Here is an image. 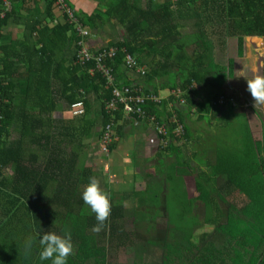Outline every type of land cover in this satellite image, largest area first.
<instances>
[{
	"label": "trees",
	"instance_id": "16d2710c",
	"mask_svg": "<svg viewBox=\"0 0 264 264\" xmlns=\"http://www.w3.org/2000/svg\"><path fill=\"white\" fill-rule=\"evenodd\" d=\"M37 1L44 2L46 16L53 20L59 0ZM96 1L90 11L77 10L68 0L63 3L91 32L110 23L124 29V40L109 42L99 51L90 48L95 56L114 51L103 61L114 86L96 69V61L78 62V44L84 38L64 11L63 23L34 24L20 49L1 48L0 264H51L39 258L44 232L71 235L74 251L68 264H109L110 250L116 264L129 257L137 264V244L130 238L140 223L148 221L146 214H139L147 206L163 208L167 216V239L159 245L162 264H264V123L254 111L249 121L238 107L218 106L221 98L231 99L224 89L232 78L233 62L229 60L227 67L216 63L209 36L235 40L242 58L245 39L264 40V0ZM17 2L25 3L13 0L12 11L0 18L1 40L6 41L1 32L14 17ZM194 20L197 32L184 36L185 23ZM128 57L136 64L132 70L126 65ZM132 74L143 82L132 79ZM115 89L156 97L169 91L170 96L160 105L140 106L147 115L141 119L126 116L122 106L114 114L106 111ZM80 101L84 115L53 118L55 112H70ZM94 103L99 114L91 117ZM150 117L168 132L160 137L167 145L159 146V167L166 157L175 158L164 171V204L161 194L132 192L135 221L127 229L122 224L125 207L111 199V215L97 234L92 231L95 214L82 200L89 178L98 179L92 168L80 165L85 141L99 128L95 135L102 143L104 132L113 125L108 149L112 154L130 126L155 128ZM177 125L184 136H176ZM235 127V140L217 139V128L226 135ZM184 148L193 151L190 159ZM201 227L213 228L214 233L198 239Z\"/></svg>",
	"mask_w": 264,
	"mask_h": 264
},
{
	"label": "rangeland",
	"instance_id": "374dc122",
	"mask_svg": "<svg viewBox=\"0 0 264 264\" xmlns=\"http://www.w3.org/2000/svg\"><path fill=\"white\" fill-rule=\"evenodd\" d=\"M158 3H162L164 0H157ZM177 1V0H174ZM80 8L93 9L94 5L90 3H79ZM96 6V4H95ZM62 10V9H61ZM194 21L185 23L184 30L182 31L184 36H190L197 32V28L194 26ZM125 31L122 27L116 24L110 23L104 25V27L94 33L90 31L89 46L93 51H99L107 46L109 42H117L125 39ZM213 45L215 47V55L217 62L221 65L227 63V60L233 56V52L236 48V41L228 39L225 35H209ZM192 52L190 51L189 54ZM236 56V54H235ZM235 59V58H233ZM132 79L143 82L139 76L132 74ZM165 80L157 84L159 89ZM170 96L169 91L160 92L159 97L167 99ZM233 100V98H231ZM230 104V101H229ZM99 114V105L94 103L93 114L91 117H96ZM96 132H101L99 128L95 129L90 139L85 141L86 147L83 148L81 153L80 165L84 164L92 168L98 174V180L100 181L101 189L106 192L109 199L114 202V205L125 207V220L122 223L124 227L129 229V225L135 221L134 218V206L132 203V192H138L137 194L144 193L149 190L153 196L161 194L162 204H164L165 196L167 195L166 180L164 175L165 168L171 165V162L175 158L166 157L164 166L159 167V162L156 159L157 152L160 146V140L153 127L146 128L141 125L139 127L128 128L126 136L128 135L130 141L136 140V143H132L136 149H133L134 155L130 159V155L124 156L121 150L122 142L119 143L116 151L112 154L105 152L102 147V143L97 139ZM132 136L133 138H130ZM125 140L127 138L125 137ZM124 140V141H125ZM184 156L190 159L193 151H188L184 148ZM171 175V171L167 173ZM110 178V182H109ZM158 212V214H155ZM146 214L148 221L140 223L136 228L135 237L130 238L131 241H136L137 246L143 245L141 242L145 240H157L163 243L167 239V216H165L164 209L156 210L154 207H145L139 210V214ZM150 229V230H148ZM205 233H214L213 228L201 227L196 231V236L201 237ZM140 242V243H139ZM158 248V254L156 255V261L160 262L163 257V251L161 246ZM129 249V248H127ZM126 250V249H125ZM112 261L115 262V252H110ZM122 254V256H124ZM130 258V257H129Z\"/></svg>",
	"mask_w": 264,
	"mask_h": 264
},
{
	"label": "crops",
	"instance_id": "0c3cea01",
	"mask_svg": "<svg viewBox=\"0 0 264 264\" xmlns=\"http://www.w3.org/2000/svg\"><path fill=\"white\" fill-rule=\"evenodd\" d=\"M69 3H71L75 9L79 10L78 4L80 3H90L91 5L97 4L96 0H68ZM16 13L14 17L11 18L8 25L4 26L1 32V36L7 37L6 41L0 39V56H1V48L2 47H10L12 51L14 52V49H20L21 44L25 39L26 33H28V30L36 23L43 22L44 24L49 25L50 27L55 26L58 23L64 22V12L62 7L56 6L54 13H53V20H50L46 16L45 12V4L42 1H36L33 3H22L17 2L15 4ZM88 10V9H86ZM93 10V9H92ZM89 11V10H88ZM236 54V56H235ZM234 57H230L227 60V63L224 65H221L217 62L216 55V63L220 66L227 67L229 60H232L233 62V72H232V78L229 79L224 92L227 95H231L230 98H233V101L238 106V113L243 115V119H245V116H248V120L251 121L253 119V112L254 111L262 120L264 123V104L257 105L254 107V102L251 98L250 93L247 92V84L244 77H247L249 79L253 78L256 74L263 76L264 71V40L258 39V38H248L244 41V56L240 58L238 56L237 51V42H236V48L233 52ZM235 58V59H233ZM1 67V66H0ZM22 67V66H21ZM2 69V67H1ZM24 69H22V72ZM162 98V97H161ZM165 99V98H163ZM251 109V111H246ZM71 113L67 111H57L53 114V118L55 120H64L71 118ZM241 123L244 124L243 120H241ZM146 128H151L146 125H143ZM129 128L132 129L130 126ZM235 129L229 134V132L226 133L222 131L221 129H216V135L217 139H227V141L231 138V140H235ZM128 131V128H127ZM127 140L121 141L123 152L122 154L124 156H127L128 154L131 157H133L134 152L133 149H136L135 146L132 145L131 142L128 140V135L125 136ZM130 138H133L130 136ZM204 138V134H203ZM133 143L137 144V141L135 140ZM210 228V227H207ZM200 239V238H198ZM135 241V240H134ZM140 243V242H139ZM161 242H158L157 240H145L144 242H141L140 245L137 246L136 251L138 258L136 259L137 264H162V260L160 262H157L156 255L158 254V248L156 246H159ZM162 244V243H161ZM163 251V250H162ZM111 252V250H110ZM112 254H110L111 257ZM112 257L110 258L109 264H116V260H114ZM163 259V257H162ZM121 264H134L129 258H127L126 261L122 262Z\"/></svg>",
	"mask_w": 264,
	"mask_h": 264
},
{
	"label": "built area",
	"instance_id": "2783aa9c",
	"mask_svg": "<svg viewBox=\"0 0 264 264\" xmlns=\"http://www.w3.org/2000/svg\"><path fill=\"white\" fill-rule=\"evenodd\" d=\"M26 3H33L37 0H22ZM2 3V11L0 12V18H4L7 13H10L13 8V0H1ZM58 5L62 7V10L67 13L68 18L70 19L71 23L77 24V30L78 33L84 38L82 42H80L79 45V50L77 54V59L79 63L85 64L89 62L90 60L96 61V69L104 76V78L107 80L109 86H114L115 84V79L113 78V75L111 73V70L103 64V61L107 54L113 55L114 51L111 50L109 53L107 52H101L97 56L91 53L90 51V46L87 41H85L86 37L90 36V31L89 29H84L81 25H79L78 21L75 19L73 16V13L67 9L63 3V0L58 1ZM126 65L127 67L132 70L135 68V62L131 57H128L126 60ZM144 70V69H143ZM1 71V67H0ZM141 73L144 75V71H141ZM1 96H2V80L0 76V104H1ZM112 99L111 101L107 104L106 106V111L114 114L117 113L118 107L122 106L124 109V114L126 116H138L141 119H145L147 115L140 109V106L145 105L146 103H152L154 105H160L164 99L160 97H156L153 95H139L138 91H132L130 89H125V90H120V89H115L112 94ZM230 101V104H229ZM232 105L233 107L237 108V104L229 99L228 101L224 98H221L218 102V106L220 108L226 106V105ZM181 105L184 106L185 102L181 101ZM70 113L73 117H78L82 116L85 114V104L84 101H80L78 103H75L71 106ZM151 123L155 125L156 127L154 128L158 138L160 140V137H167L168 132L165 127L158 126L156 123L155 118H149ZM0 121H1V114H0ZM175 124H177L176 121H174ZM176 136L182 137L184 136V130L181 125H177V129L175 131ZM113 137H114V131H113V125L109 126L106 131L104 132L103 135V140H102V147L104 148L105 152H108L109 147L113 143ZM163 144L165 147L167 145L166 142L160 141V145Z\"/></svg>",
	"mask_w": 264,
	"mask_h": 264
},
{
	"label": "clouds",
	"instance_id": "9594fccd",
	"mask_svg": "<svg viewBox=\"0 0 264 264\" xmlns=\"http://www.w3.org/2000/svg\"><path fill=\"white\" fill-rule=\"evenodd\" d=\"M244 78L247 84L246 90L251 95L254 107L264 104V76L256 74L251 79ZM82 200L95 214L97 224L92 231L97 234L100 233L109 220L112 206L108 194L101 189L100 181L96 177L89 178V183L82 192ZM39 243L41 245L40 260H51V264H68V258L74 251L70 234L61 236L55 232H44ZM30 250L31 241L26 246V254Z\"/></svg>",
	"mask_w": 264,
	"mask_h": 264
}]
</instances>
